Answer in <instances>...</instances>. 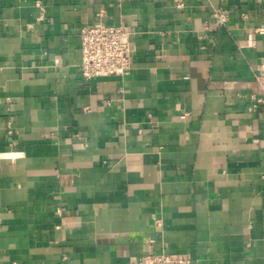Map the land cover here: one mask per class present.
Masks as SVG:
<instances>
[{
  "label": "crops",
  "instance_id": "0c3cea01",
  "mask_svg": "<svg viewBox=\"0 0 264 264\" xmlns=\"http://www.w3.org/2000/svg\"><path fill=\"white\" fill-rule=\"evenodd\" d=\"M97 16L131 75L81 78ZM263 59L264 0H0V264H264Z\"/></svg>",
  "mask_w": 264,
  "mask_h": 264
},
{
  "label": "built area",
  "instance_id": "2783aa9c",
  "mask_svg": "<svg viewBox=\"0 0 264 264\" xmlns=\"http://www.w3.org/2000/svg\"><path fill=\"white\" fill-rule=\"evenodd\" d=\"M188 0H174L177 10H185ZM217 28H223L230 21L222 10L213 14ZM132 33L125 26H108L97 16L80 29L81 61L80 76L85 81L101 77H127L133 72L130 40ZM257 104H264V59L255 76ZM253 107H257L256 105ZM12 134V127H9ZM130 264H193L189 258L174 257L166 253H152L138 258Z\"/></svg>",
  "mask_w": 264,
  "mask_h": 264
}]
</instances>
